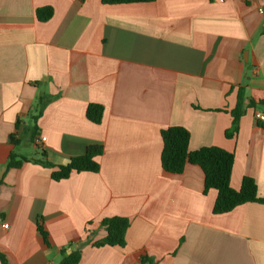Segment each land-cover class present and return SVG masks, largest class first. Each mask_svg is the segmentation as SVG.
<instances>
[{
  "label": "crops",
  "instance_id": "0c3cea01",
  "mask_svg": "<svg viewBox=\"0 0 264 264\" xmlns=\"http://www.w3.org/2000/svg\"><path fill=\"white\" fill-rule=\"evenodd\" d=\"M42 7L53 9L47 22L36 17ZM261 10L264 0H0V253L10 264H59L61 250L87 240L78 264H138L142 255L154 264H264L263 204L214 214L217 191L204 193L201 168L161 167V131L180 126L190 150L234 153L232 188L250 177L264 198ZM240 88L246 112L227 138ZM90 104L104 107L101 124L87 119ZM91 145L104 147L97 174L56 182L39 163L65 165ZM12 151L28 162L7 171ZM115 216L130 220L125 247H93L106 237L101 221Z\"/></svg>",
  "mask_w": 264,
  "mask_h": 264
},
{
  "label": "trees",
  "instance_id": "16d2710c",
  "mask_svg": "<svg viewBox=\"0 0 264 264\" xmlns=\"http://www.w3.org/2000/svg\"><path fill=\"white\" fill-rule=\"evenodd\" d=\"M105 5L113 4H130V3H148L154 0H101ZM36 17L39 22H47L53 17V9L51 7H42L36 10ZM52 99V96H42L38 100L37 108H40V114L44 107ZM264 105V102H260ZM249 105H255L250 100ZM246 112L245 91L240 88L238 92V101L236 108L231 111L232 125L225 133L227 138H233L239 131L240 120ZM104 114V107L100 104H90L86 110V116L89 121L94 124H101ZM39 115L33 117L35 123ZM259 122V121H258ZM263 123V122H259ZM263 125V124H262ZM18 127V124L16 125ZM38 128L36 125L31 130V139L37 137ZM161 139L163 149L161 153V167L170 174H182L187 165H195L201 168L204 174V193L210 190L217 191V198L213 207L214 214H225L231 212L236 207L247 203H258L264 205V198L258 195V186L256 181L250 177H244L239 190H235L231 186V177L235 162V155L221 147L210 146L203 147L198 150H190V133L187 129L180 126H172L161 131ZM10 142L14 146H18L20 141L15 135L10 136ZM104 147L102 145H91L87 148L82 156L73 157L65 165L54 166L48 161H40L39 163L51 168V178L56 181L68 179L73 173H94L100 171V163L98 158L102 156ZM43 156L46 157L45 152ZM28 162V158L12 151L9 155L6 165L7 171L13 168H19L23 163ZM101 227L106 231V237L94 242L93 247L119 246L125 247L126 233L130 227V220L126 217L115 216L105 218L101 221ZM38 232L47 246H49V234L39 225ZM90 243L89 240L80 244L71 243L69 249L72 250L67 254L66 249L61 250L62 260L59 264H78L82 256V248ZM0 263L10 264L7 257L0 253ZM138 264H154V260L142 255Z\"/></svg>",
  "mask_w": 264,
  "mask_h": 264
},
{
  "label": "built area",
  "instance_id": "2783aa9c",
  "mask_svg": "<svg viewBox=\"0 0 264 264\" xmlns=\"http://www.w3.org/2000/svg\"><path fill=\"white\" fill-rule=\"evenodd\" d=\"M219 2H224V0H218ZM261 13H264L262 10L260 11ZM256 119L259 122H264V113H257L256 114ZM47 138L45 136H37L34 138L33 143L36 147L42 148L46 142ZM8 225L6 224L5 227Z\"/></svg>",
  "mask_w": 264,
  "mask_h": 264
},
{
  "label": "rangeland",
  "instance_id": "374dc122",
  "mask_svg": "<svg viewBox=\"0 0 264 264\" xmlns=\"http://www.w3.org/2000/svg\"><path fill=\"white\" fill-rule=\"evenodd\" d=\"M19 149L22 150V151H24L25 153L28 152V149H27L24 145H21V146L19 147Z\"/></svg>",
  "mask_w": 264,
  "mask_h": 264
}]
</instances>
